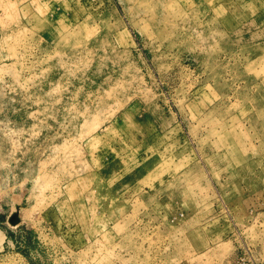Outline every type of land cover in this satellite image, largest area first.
I'll return each mask as SVG.
<instances>
[{
    "label": "rangeland",
    "instance_id": "rangeland-1",
    "mask_svg": "<svg viewBox=\"0 0 264 264\" xmlns=\"http://www.w3.org/2000/svg\"><path fill=\"white\" fill-rule=\"evenodd\" d=\"M156 2L0 0V264H264V0Z\"/></svg>",
    "mask_w": 264,
    "mask_h": 264
},
{
    "label": "built area",
    "instance_id": "built-area-1",
    "mask_svg": "<svg viewBox=\"0 0 264 264\" xmlns=\"http://www.w3.org/2000/svg\"><path fill=\"white\" fill-rule=\"evenodd\" d=\"M225 264H258L254 251L247 246L238 247L232 261Z\"/></svg>",
    "mask_w": 264,
    "mask_h": 264
},
{
    "label": "bare ground",
    "instance_id": "bare-ground-1",
    "mask_svg": "<svg viewBox=\"0 0 264 264\" xmlns=\"http://www.w3.org/2000/svg\"><path fill=\"white\" fill-rule=\"evenodd\" d=\"M140 5L145 9V11L150 14L151 16L154 15V11L156 9V7H158L156 0H140ZM164 8V7H162ZM231 148V147H230ZM233 150V149H232ZM234 152V151H233ZM232 152V153H233ZM226 246L225 245H221L220 246V250L221 251H225Z\"/></svg>",
    "mask_w": 264,
    "mask_h": 264
}]
</instances>
